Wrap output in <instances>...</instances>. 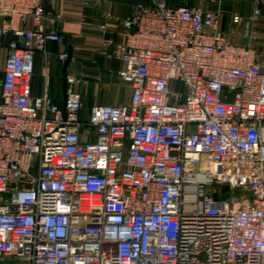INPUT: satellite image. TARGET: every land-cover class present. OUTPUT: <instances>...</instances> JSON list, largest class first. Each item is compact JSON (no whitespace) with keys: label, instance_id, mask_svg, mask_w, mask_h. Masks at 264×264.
<instances>
[{"label":"built area","instance_id":"1","mask_svg":"<svg viewBox=\"0 0 264 264\" xmlns=\"http://www.w3.org/2000/svg\"><path fill=\"white\" fill-rule=\"evenodd\" d=\"M153 3L118 19L120 40L101 26L132 95L84 116L82 78L65 104L49 94L63 14L0 0V264H264V0L230 31Z\"/></svg>","mask_w":264,"mask_h":264},{"label":"crops","instance_id":"2","mask_svg":"<svg viewBox=\"0 0 264 264\" xmlns=\"http://www.w3.org/2000/svg\"><path fill=\"white\" fill-rule=\"evenodd\" d=\"M154 4L153 0H44L47 11L60 12L63 20L59 24L63 40L49 42L52 51L49 94L57 103L65 100L63 76L64 63L60 60L61 52H72V60L67 68L68 75L83 79L75 88L83 95V115L88 116L97 104L115 105L127 103L131 99L132 87L118 77L122 67L119 61L111 60L100 53L104 38L101 26L106 24L107 36L120 40L117 32L121 31L118 19L130 16L139 3ZM168 5L186 4L217 10L225 31H230L239 20L249 18L253 12L254 0H166ZM262 36L258 45L264 49V10L259 24ZM238 40H242L238 38ZM244 41V40H243ZM36 67L33 79V92L42 95L45 91V56L35 51ZM92 132L93 139L95 131Z\"/></svg>","mask_w":264,"mask_h":264},{"label":"water","instance_id":"3","mask_svg":"<svg viewBox=\"0 0 264 264\" xmlns=\"http://www.w3.org/2000/svg\"><path fill=\"white\" fill-rule=\"evenodd\" d=\"M71 60H72V52L70 51V53H69V57H68V59L65 61V63H64V69H63V71H64V76H63V87H64V95H65V93H66V88H67V68H68V66H69V64H70V62H71ZM65 97V96H64ZM64 104H65V100H64Z\"/></svg>","mask_w":264,"mask_h":264},{"label":"rangeland","instance_id":"4","mask_svg":"<svg viewBox=\"0 0 264 264\" xmlns=\"http://www.w3.org/2000/svg\"><path fill=\"white\" fill-rule=\"evenodd\" d=\"M5 55H6V48L3 45L2 47H0V79L3 74Z\"/></svg>","mask_w":264,"mask_h":264}]
</instances>
